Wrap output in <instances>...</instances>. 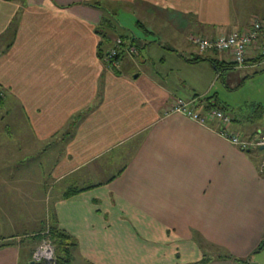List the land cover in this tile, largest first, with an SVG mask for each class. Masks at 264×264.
I'll use <instances>...</instances> for the list:
<instances>
[{"label":"crops","instance_id":"obj_1","mask_svg":"<svg viewBox=\"0 0 264 264\" xmlns=\"http://www.w3.org/2000/svg\"><path fill=\"white\" fill-rule=\"evenodd\" d=\"M90 3L163 27L175 44L264 21V0H0V237L49 226L70 238L73 264H256L263 150L243 151L219 123L170 111L175 98L214 95L211 78L203 88L164 80L194 64L211 66L213 79L264 71V35L243 69L228 53L212 57L218 72L174 50L171 61L160 55L170 67L156 76L137 48L140 62L122 53L114 70L100 58L113 36L98 28L106 15L119 23ZM226 114L242 138L264 132L256 109ZM21 257L30 264V249ZM19 263L17 243L0 249V264Z\"/></svg>","mask_w":264,"mask_h":264},{"label":"rangeland","instance_id":"obj_2","mask_svg":"<svg viewBox=\"0 0 264 264\" xmlns=\"http://www.w3.org/2000/svg\"><path fill=\"white\" fill-rule=\"evenodd\" d=\"M119 10H109V14H115L116 20L119 23V26L114 27L113 25H111V23H114V21L108 18L109 30L110 34L113 36V40L121 38L122 36L130 37L134 34L138 36L135 47L136 49L138 48L140 54L147 58L149 61V65L144 68L146 70L149 69V71H152L153 73L155 72L154 74L156 76H158V72H161L162 74L168 72L170 67L169 64L162 65L158 63L161 54L169 56L170 61L173 59L170 54L175 53L172 52L174 50L178 51L180 54L189 59H193L200 54H204L201 53L198 48L191 45L190 43H187L186 41L179 44H175L174 42L169 41V39L165 37L166 32L163 31V27L160 28L159 26H152L147 22H144V27H141L136 24L137 19H139L137 15H131L127 13L128 15L125 17L126 13ZM131 16L134 17L132 18ZM147 31H152L153 33H148ZM121 39L123 40V38ZM144 39H146L148 42H145ZM145 44L148 46L147 48L144 46ZM123 46L124 48L127 47V43H125V41ZM160 46H165V48L162 49L160 48ZM140 54H136L138 56L137 62H140ZM175 54L178 55L177 53ZM205 54L210 55L211 57H218L219 55H222L224 53L221 54L214 51H207L205 52ZM127 55L131 56L130 54ZM175 57L178 58V56ZM182 67L177 66L178 70L176 69L175 71L170 73L168 79H166L167 81L164 80V82L172 81L176 85H182L180 82L181 80H184L186 81V87H189V85L191 84H195L199 88H203L207 83L206 78H211V82L213 84V91L211 94H218L220 100L223 103L228 104L227 112L235 118H238V116L241 115H248L249 113H251V111H255L257 105L259 104L264 108V71L261 67H257L255 69H250L247 71L237 70L236 74L233 77L227 75V77L218 78L217 76L216 79H213V70L208 64H194L190 65L189 68ZM198 78H201V80L199 81ZM225 83L229 87H225ZM2 96L5 98L4 92L0 91V97ZM3 97L1 99H3ZM261 125L264 127V122ZM2 126L4 129V121L2 123ZM30 230L31 231H29L28 233H8L5 236L0 237V249L4 248L7 245H15L17 243L20 247L19 264H24L25 262L22 260L21 252L24 253L25 251H28V249H30L32 259L34 251L46 241H51L53 243L57 257L58 255L61 256L63 254L62 248H60L55 243V240L51 236L53 230L52 228L46 226L44 228L42 227L39 231L36 232L34 231V229ZM253 261L256 264H264V252L255 255L253 257Z\"/></svg>","mask_w":264,"mask_h":264},{"label":"built area","instance_id":"obj_3","mask_svg":"<svg viewBox=\"0 0 264 264\" xmlns=\"http://www.w3.org/2000/svg\"><path fill=\"white\" fill-rule=\"evenodd\" d=\"M264 35V21L255 20L247 29L232 30L228 33H222L216 37H208L202 34H192L189 37V42L198 48L201 53L214 51L217 53H228L231 55L235 67L245 68L248 53L253 43L259 40L261 35ZM124 41L121 38L114 40L113 46L106 53L105 61L109 67L117 70L121 66V55L127 53L132 55L137 54L135 46L127 45L124 48ZM264 52V46L262 47ZM171 112L181 113L201 124L210 125L219 123L218 133L229 140L233 145L246 151L252 148H260L264 146V132L259 131L252 139L242 138L240 135L233 133L230 130L232 119L229 115L220 109H211L204 111L199 105L197 99L185 100L183 98H175L172 103ZM264 166V159L262 161ZM32 260L36 264H58L55 247L51 241H46L38 247L33 255Z\"/></svg>","mask_w":264,"mask_h":264},{"label":"trees","instance_id":"obj_4","mask_svg":"<svg viewBox=\"0 0 264 264\" xmlns=\"http://www.w3.org/2000/svg\"><path fill=\"white\" fill-rule=\"evenodd\" d=\"M89 6L93 7V8H100L102 9L104 14H109V10L108 9H103L102 7H100L99 4L97 3H90L88 4ZM108 18L111 19L108 15H106L104 17V21L102 22V24L100 25V27L98 28L99 32H106V30L109 28V24H108ZM107 34H105L104 37H106ZM121 37V36H120ZM121 38H123V40L125 41V43H127V45H131V46H136V39L134 40L133 36L130 37H124L122 36ZM112 40V39H111ZM105 56L106 55H100V58H102L103 60H105ZM199 61H210L212 62L217 71L220 72L223 70V67L220 66L221 64L217 62V59L215 60L214 58H212L210 55H206L204 54H200L197 58H195L194 60H192L191 62H199ZM264 61V52L261 53L260 58H259V62ZM248 61H246V65H247ZM229 65H231V63H228ZM234 65V63H233ZM199 101V105L200 107L203 108L204 111H209L211 109H220L223 112H227L228 110V106H226L222 101H220L218 99V97L214 94L211 95L209 97H203L201 98ZM256 113H261V115H263L262 113H264V108L261 105H257L256 108ZM214 126V125H212ZM73 192H75V190L73 191H69L67 193V195H71ZM52 238L55 240V243L62 248V252L63 254L61 256L58 255V264H73L72 259H71V254H70V249L72 248V243L70 241V238L61 233L58 232L56 230H52V234H51ZM264 249V241L261 243L260 246V251ZM223 257H228L227 255L223 256ZM220 258V257H219ZM211 258H207L204 257L201 261L195 262L193 264H207L208 261H210ZM238 262H240V260H237Z\"/></svg>","mask_w":264,"mask_h":264},{"label":"water","instance_id":"obj_5","mask_svg":"<svg viewBox=\"0 0 264 264\" xmlns=\"http://www.w3.org/2000/svg\"><path fill=\"white\" fill-rule=\"evenodd\" d=\"M260 149H261V150H264V146H261ZM30 264H36V262L32 260V261L30 262Z\"/></svg>","mask_w":264,"mask_h":264}]
</instances>
